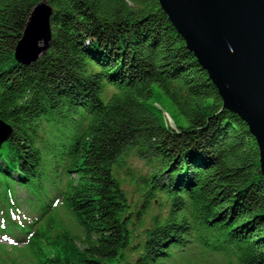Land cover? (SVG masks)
I'll list each match as a JSON object with an SVG mask.
<instances>
[{
    "label": "trees",
    "instance_id": "16d2710c",
    "mask_svg": "<svg viewBox=\"0 0 264 264\" xmlns=\"http://www.w3.org/2000/svg\"><path fill=\"white\" fill-rule=\"evenodd\" d=\"M39 1L0 0V119L11 127L0 144V224L12 227L11 249L32 264L216 254L264 264L256 140L158 0H47L50 46L23 64L15 46ZM12 186L28 191L27 215L17 216Z\"/></svg>",
    "mask_w": 264,
    "mask_h": 264
},
{
    "label": "water",
    "instance_id": "95a60500",
    "mask_svg": "<svg viewBox=\"0 0 264 264\" xmlns=\"http://www.w3.org/2000/svg\"><path fill=\"white\" fill-rule=\"evenodd\" d=\"M162 12L207 72L222 107L237 114L254 136L264 176V0H158ZM52 7L31 10L15 50L30 64L50 46ZM11 127L0 119V144Z\"/></svg>",
    "mask_w": 264,
    "mask_h": 264
},
{
    "label": "rangeland",
    "instance_id": "374dc122",
    "mask_svg": "<svg viewBox=\"0 0 264 264\" xmlns=\"http://www.w3.org/2000/svg\"><path fill=\"white\" fill-rule=\"evenodd\" d=\"M3 68H5V66L0 65V70ZM167 121L170 122L171 126H173L171 119H169L168 117H167ZM141 164L142 163L140 161L136 160L135 158L131 159L130 163H129L130 166L133 165L134 167H138V168L141 167ZM126 171L130 172L131 170L121 169L119 172V177L123 183V188L125 189L126 193L128 195L133 196V198L135 199L137 193L134 192L135 187L129 183L130 176L128 174H126ZM13 185H15V184H13ZM27 194H28V191L23 189V188H20V187L12 186L10 189V195H11L12 201L16 202L18 200L20 202L19 206L21 208V211L17 213V216L27 215V212H28L27 201L29 199ZM3 195H4V193H3ZM57 205H59V203H57ZM12 207H13L12 204H9L8 202H4V208L7 212H9V210ZM158 210H159V207H155L153 210H150V213L157 212ZM65 213L66 212H64L63 210H59V217L62 218L65 221V223H67L66 220H67V216H69V215H68V213L67 214H65ZM15 214L16 213H14V211H13L12 215H15ZM4 222L5 221L2 220V223H4ZM0 228H1L0 230L2 232V234H0V243H3V244H0L1 264H32V262L30 261V259L28 257H26L27 261H23L21 259V252H16L15 250L13 251L11 249L10 245H14V244L11 242V238H9V236H12L13 233H10L9 228H12V227H9L6 225L5 229H3V226L0 224ZM17 246H21V244H18ZM227 259L228 258L226 256L220 255V254L208 255L205 258H203L199 255H196V258L192 259L191 262L180 261L179 259H177L173 262H167L166 264H198L200 262V260L203 262H208L210 264H223L227 261Z\"/></svg>",
    "mask_w": 264,
    "mask_h": 264
},
{
    "label": "bare ground",
    "instance_id": "6f19581e",
    "mask_svg": "<svg viewBox=\"0 0 264 264\" xmlns=\"http://www.w3.org/2000/svg\"><path fill=\"white\" fill-rule=\"evenodd\" d=\"M166 117H168L167 115H166ZM170 119V118H169Z\"/></svg>",
    "mask_w": 264,
    "mask_h": 264
}]
</instances>
